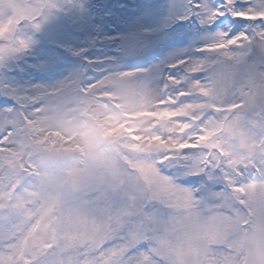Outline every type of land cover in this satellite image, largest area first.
Segmentation results:
<instances>
[{
    "label": "snow or ice",
    "instance_id": "1",
    "mask_svg": "<svg viewBox=\"0 0 264 264\" xmlns=\"http://www.w3.org/2000/svg\"><path fill=\"white\" fill-rule=\"evenodd\" d=\"M0 264H264V0H0Z\"/></svg>",
    "mask_w": 264,
    "mask_h": 264
},
{
    "label": "rangeland",
    "instance_id": "2",
    "mask_svg": "<svg viewBox=\"0 0 264 264\" xmlns=\"http://www.w3.org/2000/svg\"><path fill=\"white\" fill-rule=\"evenodd\" d=\"M63 24L64 28L61 29L63 32H67L71 28L72 18L70 13L57 14V16L45 25L44 31L36 37L37 44L36 49L43 52L44 59L55 60L57 56H61L58 49L61 45L74 46L80 41L70 37L69 35H60L57 33L55 26L57 24ZM45 36V37H44Z\"/></svg>",
    "mask_w": 264,
    "mask_h": 264
}]
</instances>
